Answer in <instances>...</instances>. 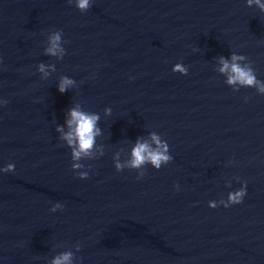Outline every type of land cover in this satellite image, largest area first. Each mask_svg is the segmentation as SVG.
Segmentation results:
<instances>
[{
  "label": "water",
  "instance_id": "95a60500",
  "mask_svg": "<svg viewBox=\"0 0 264 264\" xmlns=\"http://www.w3.org/2000/svg\"><path fill=\"white\" fill-rule=\"evenodd\" d=\"M57 29L59 61L43 54ZM261 41L264 15L245 0H93L83 14L67 0H0V168L15 165L0 173V264L68 250L74 264H264V95L214 71L234 51L264 81ZM41 62L56 67L43 80ZM62 75L77 82L63 94ZM73 103L100 115L104 155L82 161L85 180L55 131ZM151 131L172 162L140 180L116 172L113 155ZM244 181L242 203L208 207Z\"/></svg>",
  "mask_w": 264,
  "mask_h": 264
},
{
  "label": "clouds",
  "instance_id": "9594fccd",
  "mask_svg": "<svg viewBox=\"0 0 264 264\" xmlns=\"http://www.w3.org/2000/svg\"><path fill=\"white\" fill-rule=\"evenodd\" d=\"M69 5L74 7L81 13H86L93 4V0H67ZM246 7L255 6L261 15H264V2L262 0H245ZM63 31L57 29L50 31L46 37V46L43 54L49 57H55L57 61L63 59L66 49L62 46L68 43L63 40ZM264 43V41H261ZM195 51V49H194ZM216 67L214 71L225 77L224 83L231 87L232 90L239 91L240 88H254L257 94L264 95V81L257 78L256 70L253 62L243 54L231 52L230 56L225 58L219 56L215 58ZM36 71L40 74V78L47 79L49 75L56 71L55 64H45L43 62L36 65ZM172 72L187 75L188 69L182 63H176L172 67ZM76 81L67 76H60L57 83V90L63 94L70 88H74ZM247 101L248 97H244ZM7 100H0V107L7 105ZM104 115L111 114L110 108L103 109ZM100 115L84 110L80 103H73L65 114L63 125H56L55 131L59 134L58 139L64 143L70 150V170L74 172L78 179H88V170L91 165L82 163L85 160H95L104 155V146L97 144V137L102 135L101 128L98 126ZM122 151V150H121ZM121 151H117L112 159L116 172L124 169L136 171V179H142L146 174V167L151 166L152 169L159 170L172 162L173 156L169 152V145L161 135L155 131H151L146 137H137L133 143L126 159L121 160ZM231 163V161H229ZM15 165L8 163L0 168V173L14 172ZM247 182H241L239 189L230 191L227 198L219 201H209V208L223 206L225 208L240 204L247 194ZM226 186H231L230 182ZM174 189H179V185L174 183ZM63 210V204L57 202L49 209L51 212ZM80 244L75 245V251H80ZM75 253L72 250L63 251L56 254L48 264H74Z\"/></svg>",
  "mask_w": 264,
  "mask_h": 264
}]
</instances>
